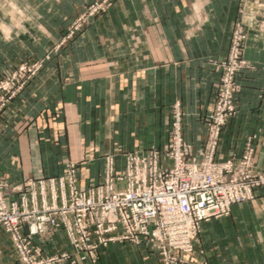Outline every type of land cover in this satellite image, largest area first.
I'll use <instances>...</instances> for the list:
<instances>
[{"label":"crops","instance_id":"1","mask_svg":"<svg viewBox=\"0 0 264 264\" xmlns=\"http://www.w3.org/2000/svg\"><path fill=\"white\" fill-rule=\"evenodd\" d=\"M10 1L25 6L8 31L13 35L0 42V78L29 57L42 67L0 113L8 201L26 210L59 206L68 197L70 167L84 189L102 180L107 156L120 170L126 152L165 150L175 105L182 137L196 154L236 23L246 33L249 66L237 76L236 113L222 128L215 157L236 160L251 140L254 167L264 171V0H115L66 43V28L93 0ZM34 241L46 254L68 251L74 264H162L145 243L113 242L90 257L74 253L61 229ZM17 258L0 226V264ZM190 258L264 264V190L202 221Z\"/></svg>","mask_w":264,"mask_h":264},{"label":"built area","instance_id":"2","mask_svg":"<svg viewBox=\"0 0 264 264\" xmlns=\"http://www.w3.org/2000/svg\"><path fill=\"white\" fill-rule=\"evenodd\" d=\"M114 1L91 2L68 28L62 42ZM245 36L241 23H236L228 54L218 63L215 99L205 117V139L196 154L182 137L181 111L175 105L165 150L152 147L126 152L120 170L114 158L107 156L102 180L84 189L77 186L75 168L70 167L64 179L68 197L59 206L20 208L17 202L6 199V183L0 179V226L17 253L16 264H74L68 251L46 254L34 241L53 229L63 231L74 253L86 252L90 257L110 243L129 242L147 244L162 264H208L190 258L200 223L229 214L234 204L249 201L257 190H264V171L254 167L251 140L236 160L215 157L222 128L236 113L237 76L249 66L243 58ZM41 67L42 60L29 59L0 78V113ZM165 159L171 164L164 166ZM23 224L27 225L26 233L21 231Z\"/></svg>","mask_w":264,"mask_h":264},{"label":"rangeland","instance_id":"3","mask_svg":"<svg viewBox=\"0 0 264 264\" xmlns=\"http://www.w3.org/2000/svg\"><path fill=\"white\" fill-rule=\"evenodd\" d=\"M93 1H91V2H93ZM90 3L84 5V7H82L80 9L77 16H75L74 19H72V21L70 22V24L66 28V32H67L68 28L72 25V23L80 15V13H82L84 11L85 7L88 6ZM24 6H25V3L23 5L21 3L20 4L14 3L10 0H0V39H2V40H0V42L2 41L1 43H3V39L4 40L9 39L8 35H13V33L9 34L8 31H10L11 28H13L14 23H17L19 21V18L21 16L20 13L22 11V8L24 10ZM262 26H263L262 28H264V24ZM12 32H14V31H12ZM245 35H246V33H245ZM64 36L65 35H63L62 39L64 38ZM62 39L60 40V42H62ZM68 40H70V39H68ZM68 40H66L65 43ZM245 40H246V36H245ZM244 44H245V41H244ZM243 49H244V47H243ZM29 59H33V57H29L25 61H27Z\"/></svg>","mask_w":264,"mask_h":264}]
</instances>
